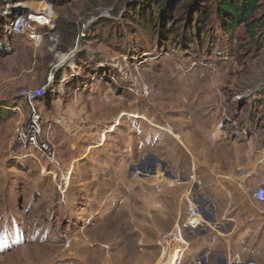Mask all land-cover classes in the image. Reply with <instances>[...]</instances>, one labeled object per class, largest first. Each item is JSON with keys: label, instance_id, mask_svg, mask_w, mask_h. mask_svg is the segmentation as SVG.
<instances>
[{"label": "rangeland", "instance_id": "374dc122", "mask_svg": "<svg viewBox=\"0 0 264 264\" xmlns=\"http://www.w3.org/2000/svg\"><path fill=\"white\" fill-rule=\"evenodd\" d=\"M258 4L252 38L222 30L215 0H0V264H162L161 236L217 175L248 264H264ZM18 16L37 42L7 32ZM43 86L38 146L20 149L19 92ZM164 214L179 220L161 233Z\"/></svg>", "mask_w": 264, "mask_h": 264}, {"label": "crops", "instance_id": "0c3cea01", "mask_svg": "<svg viewBox=\"0 0 264 264\" xmlns=\"http://www.w3.org/2000/svg\"><path fill=\"white\" fill-rule=\"evenodd\" d=\"M237 175L238 182H246L248 167H240ZM223 180L222 175H217L210 181L206 180L203 184L201 182L200 193L196 194L198 199L192 200L194 205L203 212L206 223L197 231L188 232L187 239L182 237L186 243L182 257L183 264H243L241 257H244L245 264H248L247 248L238 245L239 238L243 235L241 234L239 237L238 216H234L230 212V206L236 205L238 198H221L219 196L220 188L226 191V182ZM186 206L187 204L185 209ZM163 216L164 220H160L158 223H160L161 233H166L172 230L179 217L175 214L169 216L164 214ZM155 251L160 252L161 247L160 249L156 248ZM168 252H170L168 254L170 256V247H165L163 255L165 258Z\"/></svg>", "mask_w": 264, "mask_h": 264}, {"label": "built area", "instance_id": "2783aa9c", "mask_svg": "<svg viewBox=\"0 0 264 264\" xmlns=\"http://www.w3.org/2000/svg\"><path fill=\"white\" fill-rule=\"evenodd\" d=\"M46 17L49 16L46 15ZM35 29L36 28L29 19L25 18L24 16H18L10 22L7 27V32L13 36L25 35L32 41L37 42L38 39L36 38L37 34ZM45 93L46 86L39 88H23L19 92V95L25 102L31 116L29 124L26 127L20 126L17 129L16 143L20 149L38 146V137L40 133L39 116L35 106L39 99H43L45 97ZM252 196L257 204H264V179L257 185ZM186 203L187 206L182 224L181 226L176 225L177 235L180 234L179 238L177 235H175V238L168 240L170 235H163L161 236V241H159L162 251L161 255H164V248L170 247V243H174V241L179 243V247L174 249L172 255H170L162 264H183L182 257L186 243L183 240L181 234L183 232H195L202 228L206 223L203 217V212L200 210V208L194 205L192 202L188 201Z\"/></svg>", "mask_w": 264, "mask_h": 264}, {"label": "trees", "instance_id": "16d2710c", "mask_svg": "<svg viewBox=\"0 0 264 264\" xmlns=\"http://www.w3.org/2000/svg\"><path fill=\"white\" fill-rule=\"evenodd\" d=\"M179 1L180 0H167V2L166 0H146V2H149V7L146 6L145 10L143 11L148 12L150 7L154 10L157 9V5L160 2H165L167 4V9L172 10L171 8L174 6V4L178 3ZM194 1L196 5L202 0ZM215 3L218 16L222 18V30L226 34L232 32V30H234L236 27L243 26L245 27L246 31L251 34V37L254 38L256 26L254 25L252 19L260 7L258 0H215ZM203 20L204 25L209 22L208 18H204Z\"/></svg>", "mask_w": 264, "mask_h": 264}, {"label": "bare ground", "instance_id": "6f19581e", "mask_svg": "<svg viewBox=\"0 0 264 264\" xmlns=\"http://www.w3.org/2000/svg\"><path fill=\"white\" fill-rule=\"evenodd\" d=\"M65 60H67V59L66 58H61L60 62L65 61ZM68 248H71V247H68Z\"/></svg>", "mask_w": 264, "mask_h": 264}]
</instances>
